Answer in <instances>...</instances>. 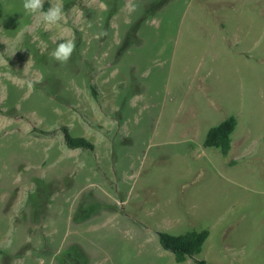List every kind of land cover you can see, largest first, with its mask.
<instances>
[{
  "label": "rangeland",
  "instance_id": "obj_1",
  "mask_svg": "<svg viewBox=\"0 0 264 264\" xmlns=\"http://www.w3.org/2000/svg\"><path fill=\"white\" fill-rule=\"evenodd\" d=\"M22 3L0 0V264H264V0H44L51 28ZM204 228L181 263L158 239Z\"/></svg>",
  "mask_w": 264,
  "mask_h": 264
},
{
  "label": "trees",
  "instance_id": "obj_2",
  "mask_svg": "<svg viewBox=\"0 0 264 264\" xmlns=\"http://www.w3.org/2000/svg\"><path fill=\"white\" fill-rule=\"evenodd\" d=\"M92 92L96 95L95 90ZM235 115H229L220 123L211 126L206 133L203 145L205 147H215L222 154H227L230 149V142L232 141L231 134L237 124ZM61 129L64 132L63 140L68 147L79 148L86 147L93 149L94 145L85 136H71L66 126L62 125ZM52 130H41L42 133H50ZM210 233L209 229L204 228L199 231L189 230L181 234H171L167 232H158V239L162 248L170 250L175 261L181 263L187 257H193L202 251L203 244ZM195 264H205L204 260H197L194 258ZM73 264H80L78 260H74Z\"/></svg>",
  "mask_w": 264,
  "mask_h": 264
},
{
  "label": "clouds",
  "instance_id": "obj_3",
  "mask_svg": "<svg viewBox=\"0 0 264 264\" xmlns=\"http://www.w3.org/2000/svg\"><path fill=\"white\" fill-rule=\"evenodd\" d=\"M44 0H23L22 7L23 9L31 14L40 13V19L42 23L47 25L49 28L59 24L63 19V5L56 4L50 6L46 11L43 10ZM129 10H134L131 4L126 5ZM75 39L61 38L56 48L52 51L51 56L58 62L66 63L72 56V53L75 51Z\"/></svg>",
  "mask_w": 264,
  "mask_h": 264
}]
</instances>
